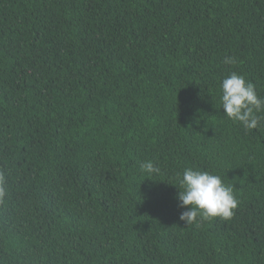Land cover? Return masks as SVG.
Masks as SVG:
<instances>
[{"label": "trees", "instance_id": "1", "mask_svg": "<svg viewBox=\"0 0 264 264\" xmlns=\"http://www.w3.org/2000/svg\"><path fill=\"white\" fill-rule=\"evenodd\" d=\"M233 71L264 97V0H0V264H264ZM186 168L232 186L230 220L180 219Z\"/></svg>", "mask_w": 264, "mask_h": 264}, {"label": "clouds", "instance_id": "2", "mask_svg": "<svg viewBox=\"0 0 264 264\" xmlns=\"http://www.w3.org/2000/svg\"><path fill=\"white\" fill-rule=\"evenodd\" d=\"M223 62L237 63L232 56H226ZM220 88L224 114L229 119L239 122L246 130L260 126L264 119L260 115L264 113V97L258 95L252 82L233 71L223 78ZM140 169L146 174V178L160 173V168L151 160L141 162ZM177 186L180 189L177 197L179 206L185 209L180 219L187 224L217 217L225 221L230 220L239 204L232 186L226 185L219 175L209 171L186 168L180 175ZM6 195L5 176L0 173V200Z\"/></svg>", "mask_w": 264, "mask_h": 264}]
</instances>
